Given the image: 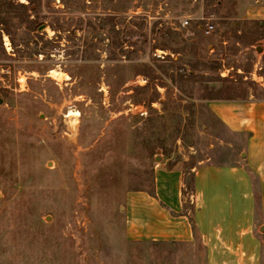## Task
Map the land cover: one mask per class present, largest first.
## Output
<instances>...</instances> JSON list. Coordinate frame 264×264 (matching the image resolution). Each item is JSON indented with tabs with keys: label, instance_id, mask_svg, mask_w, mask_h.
I'll list each match as a JSON object with an SVG mask.
<instances>
[{
	"label": "rangeland",
	"instance_id": "rangeland-1",
	"mask_svg": "<svg viewBox=\"0 0 264 264\" xmlns=\"http://www.w3.org/2000/svg\"><path fill=\"white\" fill-rule=\"evenodd\" d=\"M10 4L28 19L0 24V264H204L198 242L128 241L125 207L174 167L189 203L207 147L228 160L205 104L264 97V0Z\"/></svg>",
	"mask_w": 264,
	"mask_h": 264
},
{
	"label": "crops",
	"instance_id": "crops-1",
	"mask_svg": "<svg viewBox=\"0 0 264 264\" xmlns=\"http://www.w3.org/2000/svg\"><path fill=\"white\" fill-rule=\"evenodd\" d=\"M209 131L228 160L207 155L191 170L194 190L185 209V174L160 169L152 192L130 193L127 240L194 244L204 264H264V97L206 100ZM191 218L194 220L195 229ZM197 231V232H196Z\"/></svg>",
	"mask_w": 264,
	"mask_h": 264
},
{
	"label": "trees",
	"instance_id": "trees-1",
	"mask_svg": "<svg viewBox=\"0 0 264 264\" xmlns=\"http://www.w3.org/2000/svg\"><path fill=\"white\" fill-rule=\"evenodd\" d=\"M26 5H9V7H7L6 11H4L3 13L7 14L8 15V18L5 19V18H0V24H10L11 26H16V23L15 21L18 19L20 23H23L24 21H27V15H26ZM1 33H0V54L3 53V49H2V42H1ZM158 68H162V67H159L157 66ZM153 68L150 66V65H144L142 68H141V72L142 74L144 75H150L152 73ZM166 69H165V73H166ZM225 82V81H224ZM232 89V86L228 85L226 87L222 86L220 89H211L213 92H215L217 90V92L219 93V95H223L224 93H227L229 92L230 90ZM211 91V92H212ZM218 95V99H227V100H232L234 99V97H225L223 98L222 96H219ZM215 97H209L208 99H214ZM189 184L191 185V191L194 190V176L193 174H191L190 178H189ZM187 184V183H186ZM186 194V190H184V195ZM185 209L188 210V209H191L192 206L186 201L185 203ZM191 221H192V224L194 226V229H195V224H194V220L193 218H191ZM197 232V231H196Z\"/></svg>",
	"mask_w": 264,
	"mask_h": 264
},
{
	"label": "built area",
	"instance_id": "built-area-1",
	"mask_svg": "<svg viewBox=\"0 0 264 264\" xmlns=\"http://www.w3.org/2000/svg\"><path fill=\"white\" fill-rule=\"evenodd\" d=\"M186 25H188V21H185V23L183 24V26H186ZM213 31H214V25L211 23H208L206 25V28H205V34L211 35ZM145 82H146V80L143 78H138L135 81V83L138 85L145 84ZM128 112H130L131 114L136 115V116H142V117L148 116V109L144 105H132V104H130Z\"/></svg>",
	"mask_w": 264,
	"mask_h": 264
},
{
	"label": "water",
	"instance_id": "water-1",
	"mask_svg": "<svg viewBox=\"0 0 264 264\" xmlns=\"http://www.w3.org/2000/svg\"><path fill=\"white\" fill-rule=\"evenodd\" d=\"M45 28H46V26H45V25H43L42 27H40V29H39V30H40V31H43ZM246 50H247V51H251V50H252V48H247ZM255 50H256L257 52H259L261 49H260V47H256V48H255ZM161 101L163 102V101H164V99H162ZM0 103H2V99H0ZM160 160H161V155H157V156H156V161H160ZM50 163H51V162H48V164H47V165H50ZM45 219H48V217H47V218H45Z\"/></svg>",
	"mask_w": 264,
	"mask_h": 264
}]
</instances>
